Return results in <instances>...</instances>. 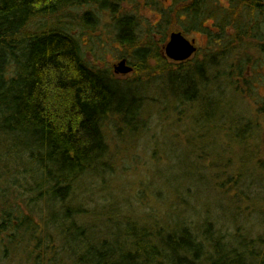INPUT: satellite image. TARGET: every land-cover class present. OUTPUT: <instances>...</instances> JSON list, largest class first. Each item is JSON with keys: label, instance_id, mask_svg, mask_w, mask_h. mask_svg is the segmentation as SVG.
Masks as SVG:
<instances>
[{"label": "trees", "instance_id": "16d2710c", "mask_svg": "<svg viewBox=\"0 0 264 264\" xmlns=\"http://www.w3.org/2000/svg\"><path fill=\"white\" fill-rule=\"evenodd\" d=\"M104 1L0 0V143L11 147L19 143L21 152L15 159L25 157L34 166L32 173L30 168L23 171V178L33 181L26 188L33 194L29 200L47 199L51 211L61 212L60 225H54L66 231L82 230V220L90 218L68 203L74 185L114 167L110 136L119 145L131 141L128 133L137 137L149 131L136 96L121 98L116 78H107L82 59L70 31V10ZM225 1L171 0L172 17L181 20L182 13L192 28L210 37L201 58L193 57L196 50L183 61L164 55L172 62L166 61L161 53L165 36L157 41L155 32L148 30L146 37H136L131 17L119 19V25L130 22V29L119 30L118 38L136 51L138 62L132 67L136 74L148 73L149 61L166 74L174 111L185 102L204 105L198 115H170L171 121L190 124L188 130L196 137L187 131V146L203 154L214 173L211 183L236 202L247 199L245 190L250 191L245 188L247 163L255 164L252 174L264 178V93L258 91L264 85L260 72L264 71V0ZM206 18L212 22L207 29ZM243 99H251L253 109L236 111L219 105L224 101L234 106ZM216 134L223 135L222 146ZM10 137H16L14 145ZM227 152L234 155L235 163L224 157ZM4 157L0 155V197H4L0 227H40L19 209L17 201L23 194L13 190L16 179ZM193 184H198L197 179ZM46 218V224L54 222L53 216ZM122 227L129 236L126 242L112 247L99 238L98 249L90 247L97 255L93 264H264V218L260 232L243 238L224 237L211 231L209 223L193 226L182 219L163 228L138 227L124 219Z\"/></svg>", "mask_w": 264, "mask_h": 264}, {"label": "rangeland", "instance_id": "374dc122", "mask_svg": "<svg viewBox=\"0 0 264 264\" xmlns=\"http://www.w3.org/2000/svg\"><path fill=\"white\" fill-rule=\"evenodd\" d=\"M220 1L226 3L225 0ZM171 7V0L148 3L145 0H106L70 10L68 25L78 41L82 59L102 71L107 78L113 75L121 85L118 90L121 98L129 100L136 96L142 115L149 120V131L137 137L128 133L131 141L119 145L114 144L110 136V160L115 162L113 169L103 175H87L74 185L67 202L79 206L82 213L90 217L82 220L85 224L79 231H66L59 226L61 212L51 211L47 199L29 200L33 194L26 192V188L33 181L28 176L23 178V171L30 168L32 173L34 166L25 157L22 161L15 159L20 156L19 143L16 142L15 147L5 141L0 143V155L10 160V170L16 179L13 190L23 194L17 201L19 209L30 215L33 221L41 223L37 228L23 224L17 227L18 230H13L8 224L0 227V264H93L97 255L90 247L97 250L101 242L99 238H105L112 247L117 242L128 240L129 236L123 233L124 219L138 227L159 225L163 228L166 224L178 223L179 219L193 226L198 222L209 223L211 231L229 238L249 237L260 232L264 218V178L251 173L255 164L249 162L245 168L250 170L246 173L245 188L250 187V191L245 190L247 199L232 201L209 180L214 173L208 169V160L187 146L186 132L196 137L194 131L188 130L190 124L185 120L171 121L170 115H198L201 109L204 110V105L200 104V109L197 104L192 107V103L185 102L174 111V105L170 104L172 86L164 82L166 74L155 70L152 61H149L151 69L148 73L131 71L120 74L113 71L114 65L123 58L131 67L138 62L136 51L121 44L118 38L119 30L126 33L130 29V22L118 24L124 17L132 18V33L138 38L146 37L150 30L155 32L157 41L165 36L166 42L172 29H180L197 47L193 57L201 58L204 50L208 49L210 37L192 28L182 13L181 20L172 17ZM84 13H87V18L83 17ZM211 23L206 18L204 28H210ZM184 25L188 26L186 31L182 30ZM165 42L161 47L163 57ZM260 72L264 77V71ZM258 91L264 93L263 84ZM219 105L225 109L236 107V111L239 108L250 111L254 102L243 99L234 106L224 101ZM221 135L213 137L220 146L224 140ZM15 138L10 137L13 145ZM202 144L206 145V141ZM219 147L216 149L218 152ZM206 149L205 152L209 153L208 146ZM227 155L235 163L234 155L227 152L224 157ZM196 179L199 185L193 184ZM8 183L9 180L4 186ZM3 200L4 197H0V203ZM50 216L54 217V222L46 224L45 219Z\"/></svg>", "mask_w": 264, "mask_h": 264}, {"label": "water", "instance_id": "95a60500", "mask_svg": "<svg viewBox=\"0 0 264 264\" xmlns=\"http://www.w3.org/2000/svg\"><path fill=\"white\" fill-rule=\"evenodd\" d=\"M196 49L194 41L187 39L181 31H171L163 46V53L165 57L173 61H183L190 58ZM113 71L126 74L132 71V67L123 58L114 65Z\"/></svg>", "mask_w": 264, "mask_h": 264}]
</instances>
